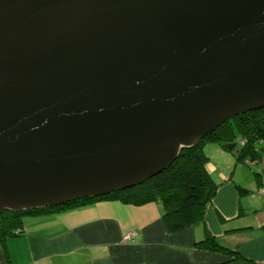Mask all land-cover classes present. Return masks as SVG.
Returning <instances> with one entry per match:
<instances>
[{
  "label": "water",
  "instance_id": "obj_1",
  "mask_svg": "<svg viewBox=\"0 0 264 264\" xmlns=\"http://www.w3.org/2000/svg\"><path fill=\"white\" fill-rule=\"evenodd\" d=\"M264 104V0H0V212L108 194Z\"/></svg>",
  "mask_w": 264,
  "mask_h": 264
},
{
  "label": "crops",
  "instance_id": "obj_2",
  "mask_svg": "<svg viewBox=\"0 0 264 264\" xmlns=\"http://www.w3.org/2000/svg\"><path fill=\"white\" fill-rule=\"evenodd\" d=\"M204 151L217 188L203 221L169 232L158 201L101 200L27 216L21 235L0 242V264H264V153L247 163L217 143ZM207 235L239 257L199 247Z\"/></svg>",
  "mask_w": 264,
  "mask_h": 264
},
{
  "label": "trees",
  "instance_id": "obj_3",
  "mask_svg": "<svg viewBox=\"0 0 264 264\" xmlns=\"http://www.w3.org/2000/svg\"><path fill=\"white\" fill-rule=\"evenodd\" d=\"M208 143H217L225 150L233 151L238 161L257 162L264 153V104L232 114L193 144L181 147L166 167L133 185L56 205L4 209L0 212V242L5 248L7 238L21 235L27 216L77 209L101 200H120L135 205L158 201L163 209L161 218L169 232L199 223L217 188L206 167L208 156L204 146ZM197 245L239 257L238 252L221 245L211 235L198 241Z\"/></svg>",
  "mask_w": 264,
  "mask_h": 264
},
{
  "label": "built area",
  "instance_id": "obj_4",
  "mask_svg": "<svg viewBox=\"0 0 264 264\" xmlns=\"http://www.w3.org/2000/svg\"><path fill=\"white\" fill-rule=\"evenodd\" d=\"M259 192L264 194V187L259 188ZM136 232L130 231L127 234H125V238L130 239L135 236Z\"/></svg>",
  "mask_w": 264,
  "mask_h": 264
},
{
  "label": "rangeland",
  "instance_id": "obj_5",
  "mask_svg": "<svg viewBox=\"0 0 264 264\" xmlns=\"http://www.w3.org/2000/svg\"><path fill=\"white\" fill-rule=\"evenodd\" d=\"M251 163H253V162H251ZM255 163V162H254Z\"/></svg>",
  "mask_w": 264,
  "mask_h": 264
}]
</instances>
